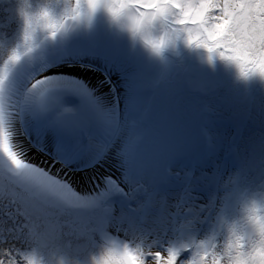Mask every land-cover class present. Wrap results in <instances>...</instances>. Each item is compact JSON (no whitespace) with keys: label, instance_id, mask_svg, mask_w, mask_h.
Wrapping results in <instances>:
<instances>
[{"label":"snow or ice","instance_id":"1","mask_svg":"<svg viewBox=\"0 0 264 264\" xmlns=\"http://www.w3.org/2000/svg\"><path fill=\"white\" fill-rule=\"evenodd\" d=\"M16 4L22 45L0 66V154L11 166L10 175L0 176V182L7 186L4 206L17 215L4 213L11 226L0 228V264H45L43 251L58 242L81 240L100 246L94 264H264V161L259 171L244 166L229 174L231 162L217 155L212 134L201 128L203 153L192 155L191 141L173 140L167 144L165 162L149 168L139 159L145 133L133 120L126 130L127 147L117 153L126 182L103 176V187L97 184L98 191L81 196L67 181L30 165L15 150L10 122L23 120L27 113H22V97L13 100L6 94L9 70L31 54L40 33L55 39L78 25L90 26L100 10L155 56L184 44L203 50L209 64L219 60L234 68L244 82L264 83V0H51L38 11L31 10L30 0ZM53 7L60 11L53 12ZM50 86L48 77H42L31 88L46 92ZM50 111L57 113L60 132L70 144L90 143L103 135L82 108L66 107L59 97ZM22 185L39 196L101 214V226L75 235L63 228L51 238L41 234L13 207ZM233 208L239 211L235 220L229 218ZM192 213L193 232L205 224L210 231L203 238L171 242L169 230Z\"/></svg>","mask_w":264,"mask_h":264},{"label":"bare ground","instance_id":"2","mask_svg":"<svg viewBox=\"0 0 264 264\" xmlns=\"http://www.w3.org/2000/svg\"><path fill=\"white\" fill-rule=\"evenodd\" d=\"M117 33L120 36L116 43L117 72L109 77L108 74L116 70L111 73L96 71L99 73H94L93 80L97 78L100 83L96 84V88H100L98 91L78 93L77 89L82 86H78L82 82L78 79L85 73L78 72L82 68L70 61L37 79L48 77L49 80L53 72L60 76L68 74V87L73 88L83 104L69 103L66 107L82 108L106 133L107 139L103 135L94 137L90 143L76 147V155L88 153L90 149L92 153H98L88 166L79 164L78 168L84 172L68 170V183L72 189L80 184H100L103 187V176L126 182L127 174L117 162V153L127 147L126 130L133 120L140 122L145 133L139 159L146 167L161 166L165 162L167 144L173 140L191 141L192 155L203 153L205 145L199 135L201 128H207L212 134L218 145L217 155H223L231 162L229 174L243 166L242 156L248 150L247 134L261 129L257 125L264 127V83L240 80L236 70L222 61L209 64L203 50L180 44L158 57L120 26ZM9 71L11 73L13 69ZM25 108L28 110L31 105L23 107L22 111ZM10 127L12 131L15 128L11 124ZM17 140L23 143L22 139ZM23 152V159L31 157L30 161L24 159L28 163L37 157V152ZM41 154L45 159L58 161L50 154L38 152V156ZM53 173L54 170L50 172L52 176ZM97 214L93 213L94 217ZM97 218L100 227L102 217L98 215ZM180 220L186 224L183 217ZM183 228L179 223L169 230V235L177 239L176 233ZM153 235L160 238L155 232Z\"/></svg>","mask_w":264,"mask_h":264},{"label":"rangeland","instance_id":"3","mask_svg":"<svg viewBox=\"0 0 264 264\" xmlns=\"http://www.w3.org/2000/svg\"><path fill=\"white\" fill-rule=\"evenodd\" d=\"M50 3L51 0H30L31 10L38 11L41 7L49 5ZM16 8V0H12V3L10 4L0 3V66L3 65L4 61L7 59L8 55L13 49H16L18 46L22 45L23 24L20 18L16 15ZM54 8L55 7H53L52 9ZM59 11L60 9L57 8V10L54 12L58 13ZM100 22L106 24L108 27H114V25L117 26V24H114V22L103 10H100L96 13L90 26H93ZM83 26L87 27L89 25L84 24ZM39 35L40 42L36 39L35 45H39L43 49H47L49 48V46L52 48L56 45L55 41L50 40L51 37L45 35L44 33H40ZM41 39L45 40L42 41ZM25 57L26 56H24L23 59ZM78 72L85 73L84 76L81 77L82 82L78 84L82 85L81 90L83 92H85L86 90L94 91L96 89V84L98 83L96 80H93V77L95 75L93 73L88 74L83 70H78ZM75 78L77 79V77ZM67 82L68 74L60 76L59 74H56V72H53L49 78V84L51 86L47 89L49 96L53 97L54 99L59 97L61 100H63V98L65 97L63 91H65L68 86L67 84H65ZM68 92L73 93V91ZM111 103H109V105ZM12 126L20 128L19 133H17L16 131H12L13 133L16 132L14 134L16 135L15 140L21 147V151L17 152L19 154L24 153V150H27L28 152H37V157L34 158L35 160L31 161L29 164L35 165L38 168L43 169L45 172H48L49 170L50 172H52L54 170V176H58L59 178L67 182L68 170L75 173L84 172V170L78 168L79 164L86 161H92L95 155L98 153H92L90 149L88 153H82L79 155H76L77 153H73L71 155L69 153L59 151V144H57L56 142L51 145V148L40 142L39 145L43 149H47L49 151L51 158L58 160L51 161L45 159L42 154L38 156V152L40 151V149L28 141L25 131L23 129L21 130L20 123L18 124V126H16V124H13ZM257 126L261 129H254L253 131H250L245 139L246 148L248 150L247 154H244V156H242L243 166L241 167H256L257 171H259V165L262 161H264V127H261L259 125ZM105 134L106 133H103L104 138H106L104 136ZM17 139H22L23 143L20 144ZM29 148H31L32 150H29ZM51 149L53 150L51 151ZM86 156H88V160H85ZM29 159H31V157L26 160ZM10 167L11 166L6 158L2 154H0V176H9L10 172L6 170H9ZM6 187L7 186L3 182H0V199H2V197L4 196ZM74 191L81 196H88L91 195L94 191L98 190L96 188V185L94 184H80L76 186ZM8 196L12 197L13 193L8 192ZM15 198L16 208L23 214L25 218L29 220V226H38L41 234H46L49 238L54 237L56 235V232L60 228H63L65 232L75 235L81 232H86L90 227H99L97 217L101 214L98 213L94 217L92 212L70 206L61 199H51L44 196H39L35 192H33L30 186H27V191H22ZM194 215L195 213H192L189 217H183L186 221V224L180 222V225H182L184 228L176 233L177 239L174 238V235H170L171 242H187V240L196 238L197 236L203 238L204 234L210 231L209 226L206 224L200 227L198 233L190 230L192 229V226L190 225H192V216ZM11 216L15 218L14 213H12ZM229 218L232 220L238 219V209L233 208L229 213ZM2 222L3 228L11 226L10 222H7L5 220ZM202 232L204 233L201 234ZM100 253L101 248L99 245L91 244L86 240H81L73 241L71 245L67 244L66 242H58L48 250L43 251L41 255L45 264H58V262H63V264H94V261L99 258Z\"/></svg>","mask_w":264,"mask_h":264},{"label":"water","instance_id":"4","mask_svg":"<svg viewBox=\"0 0 264 264\" xmlns=\"http://www.w3.org/2000/svg\"><path fill=\"white\" fill-rule=\"evenodd\" d=\"M56 10L57 8L52 9L53 12ZM101 23L102 22L87 27L78 25L74 28H70L66 32L59 33L55 39L50 38V40L55 41L57 45L52 48L49 46V48L43 49L41 46L35 45L31 54L26 55L18 65L12 67L13 72L10 73L9 71V78L6 86L8 98L15 100L17 97H22L23 107L31 105L30 109L26 110L25 108L22 111V113H27L23 120L16 118L12 120L10 124H16V126H18L20 123L21 130L23 129L25 131L28 141L39 148V152L50 154L47 149H43L39 145L40 142L44 143L49 148L56 142L59 144V151L64 153H68L69 151L70 154H75L76 147L80 145V143L70 144L67 138L61 134V123L57 120V113L50 111L55 99L50 97L47 91L39 92L38 90H33L31 85L48 71L57 69L59 66L68 65V61L82 68L78 70H83L88 74L99 73L96 71L111 73V70H116L108 74V76L111 77L116 73V50L118 49L116 43L120 40V36L117 33L118 26L114 25V27H108L106 24ZM39 36L40 35H38L36 39L40 42ZM105 75L107 74L105 73ZM81 79L82 78H79L78 80L80 81ZM96 81L99 83L97 78ZM65 84L68 85V82ZM69 88L72 89L71 91H73V93L68 92ZM99 89L100 88H96L94 91H98ZM77 91L79 94L84 93L81 90V86ZM63 93L65 97L61 101L64 106H68L69 103L75 106H81L83 104V101L77 97L75 91L70 86H67ZM65 119L68 120V118ZM15 128L13 131L19 133L20 128ZM15 138L16 135H13L15 150L21 151V147L17 144ZM29 150L32 149L29 148ZM52 150L53 149H51V151ZM19 155L23 158L25 154L21 153ZM26 158L28 159L30 157ZM85 160H88V156L85 157ZM89 163V161H86L81 164H83V166H88ZM6 171L9 172V170ZM16 182L21 183L20 181ZM22 187L27 191V185H22Z\"/></svg>","mask_w":264,"mask_h":264},{"label":"trees","instance_id":"5","mask_svg":"<svg viewBox=\"0 0 264 264\" xmlns=\"http://www.w3.org/2000/svg\"><path fill=\"white\" fill-rule=\"evenodd\" d=\"M13 207H16V205H13ZM5 212H10V215L12 213H14L15 217L17 215L15 212H11L10 208H6L4 206L3 200L0 199V228H3V222L2 221H4V220L11 223V220H9L7 217H5V215H4Z\"/></svg>","mask_w":264,"mask_h":264},{"label":"clouds","instance_id":"6","mask_svg":"<svg viewBox=\"0 0 264 264\" xmlns=\"http://www.w3.org/2000/svg\"><path fill=\"white\" fill-rule=\"evenodd\" d=\"M58 264H63V262H58Z\"/></svg>","mask_w":264,"mask_h":264}]
</instances>
